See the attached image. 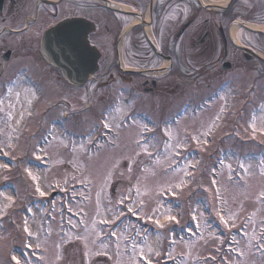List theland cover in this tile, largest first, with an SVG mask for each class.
I'll list each match as a JSON object with an SVG mask.
<instances>
[{
	"label": "rangeland",
	"instance_id": "obj_1",
	"mask_svg": "<svg viewBox=\"0 0 264 264\" xmlns=\"http://www.w3.org/2000/svg\"><path fill=\"white\" fill-rule=\"evenodd\" d=\"M92 87L88 83L79 90L70 88L61 93L56 92L57 87L52 90L54 96L52 93L49 97L48 106L52 108L61 102L67 117L64 122L50 119L48 124L55 125L53 132H62L63 136L59 133L46 136L37 125L29 137H16L15 132L3 128L0 147L12 154H8L10 165L0 161V193H4L0 196V264H15L13 256L21 264H134L135 256L136 264H142L141 249L158 264L176 255L180 257L173 264H213L222 257L218 264H264V254L255 255L252 248L255 239L249 241L250 237H257L264 224V195H261L264 193V136L261 134L264 133V106L251 124L255 132L252 127L248 129L246 121L234 131L226 124L218 126L214 120L203 122L202 117H188L190 109L179 114L174 122L150 125L135 113L136 121L125 124L124 112L128 106L119 101L114 109H108V104H103L111 99L108 91ZM34 97L33 89L27 86L9 95V101L18 98L19 102L6 103L11 110L8 117L24 111L19 119L23 116L27 124L30 99ZM92 100L102 103L94 105ZM144 107H139L143 113ZM50 112V116H55V112ZM205 112L198 116H204ZM95 128L102 134L111 131L93 144L99 148L90 145ZM215 128L225 132L222 147L205 148L206 142L211 141L208 134L216 136ZM143 130L159 137L151 138L144 146L137 145L143 137L139 132ZM135 139L137 147H134ZM112 141L116 146L104 143ZM213 144L221 146V143ZM192 147L198 151L190 152ZM26 156L35 162L46 158L49 166L27 167ZM37 187L45 192L44 196L36 191ZM68 187L71 189L65 196L68 199L56 198L55 211L51 212L50 208L54 221H48L50 224L45 230L41 224L49 191L64 195ZM6 197H11V201ZM32 200L35 203L30 206ZM136 205L140 207L137 213L128 211ZM65 206L72 209L71 213L63 211ZM204 208L210 211L209 219ZM217 212L225 218L234 213L236 226L231 230L225 228ZM130 216L139 221V227L134 226L136 222L129 223ZM160 216H165V220L174 216L178 223L169 221L160 227L155 221ZM214 223L218 224L219 234L215 233ZM25 226L32 236L24 231ZM143 227L154 235H145V240L137 239L142 236L137 235L132 248L125 246L132 229L140 232ZM187 227L194 230L189 231ZM244 233L246 238L240 239ZM228 242L235 245L239 242L233 257L219 254ZM37 243L41 245L39 249L35 247ZM97 252L104 254L97 255Z\"/></svg>",
	"mask_w": 264,
	"mask_h": 264
},
{
	"label": "flooded vegetation",
	"instance_id": "obj_2",
	"mask_svg": "<svg viewBox=\"0 0 264 264\" xmlns=\"http://www.w3.org/2000/svg\"><path fill=\"white\" fill-rule=\"evenodd\" d=\"M78 18L99 54L90 83L121 97L130 107L125 117L145 105L154 118L171 120L181 104L192 118L236 129L264 106V0H0V136L20 122V133L37 125L49 134V97L69 86L40 43ZM25 86L35 93L27 124L24 111L8 117L6 105Z\"/></svg>",
	"mask_w": 264,
	"mask_h": 264
},
{
	"label": "water",
	"instance_id": "obj_3",
	"mask_svg": "<svg viewBox=\"0 0 264 264\" xmlns=\"http://www.w3.org/2000/svg\"><path fill=\"white\" fill-rule=\"evenodd\" d=\"M83 24L78 21V35L70 33L68 38L63 33L72 27L59 25L53 29V32L46 35L43 42V49L47 52V54H42L43 57L49 64L61 71L67 82L75 86H82L94 74L99 57L98 54H94L95 49L88 44L82 31ZM72 51L78 54H63Z\"/></svg>",
	"mask_w": 264,
	"mask_h": 264
},
{
	"label": "snow or ice",
	"instance_id": "obj_4",
	"mask_svg": "<svg viewBox=\"0 0 264 264\" xmlns=\"http://www.w3.org/2000/svg\"><path fill=\"white\" fill-rule=\"evenodd\" d=\"M107 127H108V124L105 123V128H107ZM250 127H252V128H253V132H255V127H254V125H250ZM193 139H196V138L194 137ZM5 155H7V153H5ZM38 158H39V157H38ZM222 163H223V162H222ZM241 167H244L243 164H241ZM28 174H29V176H32V173H31V172H29ZM32 179L35 180L36 177H35V176H32ZM213 183H215V181H213ZM62 190H63V189H62ZM36 191L39 192V194H40L41 196H44V195H45V192L41 191V189H40L39 187L36 188ZM2 195H4V193H0V196H2ZM138 195H139V191H138ZM261 195H264V193H262ZM6 199H8L9 201H11V197H6ZM121 202H122V201H121ZM142 205H143V201H141V207H142ZM69 211H72V209L69 208ZM128 211H129V212H133V208H132V207H129V208H128ZM133 214H135V213H133ZM121 215H122V213H121ZM217 215H218L219 218H220V222H221V224H223V226H224L225 228L231 230V228H234V227L236 226V225H235V214H234V213H229L227 218H225V216H224V215H221L219 212H217ZM117 219H118V217H117ZM192 219L195 221V220H196V216L193 215ZM249 219H251V218H249ZM168 220H169V221H175V222L178 223V221H176V218H175L174 216H168ZM230 222H231V223H230ZM102 223H108V221H102ZM156 223H157L158 226L163 227V225L160 224L159 220H157ZM197 227H199V225H197ZM24 231H25L26 233H28L29 236H32V235H33V233H31V232L29 231V229H28L27 226H25ZM262 231H264V228H262ZM112 235L115 236L116 233L113 232ZM252 239H257V237L252 236V237L249 238V241L251 242ZM258 242H259V244H260V247H261V248H264V238L259 239ZM25 247L31 248L32 246H31V245H25ZM35 247H36L37 249H39V248L41 247V245H40L39 243H37V244L35 245ZM85 247H87V245H85ZM102 247H106V246H102ZM230 250H233V251H234V249H230ZM135 251H136V245L134 244V245H133V252H135ZM148 252L151 253V252H152V249L149 248V249H148ZM33 254H34V253H33ZM96 254H97V255H101V254H104V253H102V252H97ZM88 255H89V253L86 251V252H85V256H88ZM156 255L159 256V252H157ZM241 255H242V253H241ZM139 259H140V261H143V264H152V260L149 259L147 256H145V255L143 254V250H142V249L140 250ZM213 259H214V257H213ZM12 260L15 261V264H21V260L18 259L16 256H13V257H12ZM133 262H134V264H136V258H135V256L133 257Z\"/></svg>",
	"mask_w": 264,
	"mask_h": 264
},
{
	"label": "bare ground",
	"instance_id": "obj_5",
	"mask_svg": "<svg viewBox=\"0 0 264 264\" xmlns=\"http://www.w3.org/2000/svg\"><path fill=\"white\" fill-rule=\"evenodd\" d=\"M164 221H165L164 218H162L161 221H160V223H164Z\"/></svg>",
	"mask_w": 264,
	"mask_h": 264
}]
</instances>
